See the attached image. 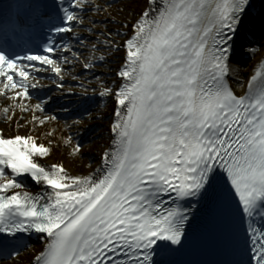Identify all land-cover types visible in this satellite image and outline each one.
I'll return each mask as SVG.
<instances>
[{
	"label": "snow or ice",
	"instance_id": "snow-or-ice-1",
	"mask_svg": "<svg viewBox=\"0 0 264 264\" xmlns=\"http://www.w3.org/2000/svg\"><path fill=\"white\" fill-rule=\"evenodd\" d=\"M112 7L28 0L0 25V264H19L33 236L32 264H190L194 245L209 264H264V0H148L131 24ZM257 52L238 93L239 58ZM113 62L111 79L95 71ZM85 71L95 84L67 86ZM109 100L99 165L49 162L85 144L39 129L88 132Z\"/></svg>",
	"mask_w": 264,
	"mask_h": 264
},
{
	"label": "bare ground",
	"instance_id": "bare-ground-1",
	"mask_svg": "<svg viewBox=\"0 0 264 264\" xmlns=\"http://www.w3.org/2000/svg\"><path fill=\"white\" fill-rule=\"evenodd\" d=\"M113 1V0H109ZM122 2L118 7H115V5L110 9L111 13L114 15L115 19L121 22H127L131 24L133 22L134 17L138 16L141 11L144 10L147 1L146 0H121ZM123 9V11H119V9ZM125 18L126 21H125ZM113 29H119L120 31H126L123 28H120L119 24L109 25ZM261 54V53H260ZM259 55V54H258ZM258 56L256 57V62ZM116 68V62H113L110 66H104L101 68L96 69L95 71L97 74L103 72V73H113ZM75 71L77 73L81 72V69L79 66L76 67ZM110 78L107 79H111ZM80 82L83 81L85 87H88V81H92L93 84H95V80L93 79V76L89 72H83L80 76ZM79 88H81L79 86ZM83 89V88H82ZM84 90V89H83ZM114 106H107L105 110L98 109L96 112L93 113L96 119L89 120L88 121V127L89 131L84 132L83 129H76L72 128L71 131L66 127L65 120L60 119L58 121H52L48 123L46 128H40L39 132L43 134L44 132L48 130H54V136H53V143L54 145L61 141L62 137L67 136L71 134L73 137H76L77 139H82L85 137V135L89 134V140L90 143L88 146H85L84 155L82 157H75L73 158L68 154V150L60 147L56 148L51 160L49 162H56L57 160H62L66 162L68 168L70 171L74 172L75 174H86L89 169L88 165H92V168H95L99 165L101 161V157L103 156L104 151H106L109 148L110 145V139L108 138V129L111 126L112 122V112H113ZM30 119V117H28ZM96 127L95 132H91V128ZM17 129L13 127L12 131H16ZM21 133L29 132L31 131L28 127H21L19 129ZM36 250L31 251V253H28L26 256H23L19 261V264H27L29 260L34 256Z\"/></svg>",
	"mask_w": 264,
	"mask_h": 264
}]
</instances>
